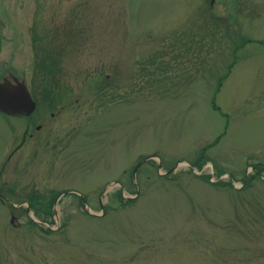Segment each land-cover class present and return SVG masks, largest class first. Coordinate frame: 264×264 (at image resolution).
<instances>
[{
	"label": "rangeland",
	"instance_id": "obj_1",
	"mask_svg": "<svg viewBox=\"0 0 264 264\" xmlns=\"http://www.w3.org/2000/svg\"><path fill=\"white\" fill-rule=\"evenodd\" d=\"M0 264H264V0H0Z\"/></svg>",
	"mask_w": 264,
	"mask_h": 264
},
{
	"label": "water",
	"instance_id": "obj_2",
	"mask_svg": "<svg viewBox=\"0 0 264 264\" xmlns=\"http://www.w3.org/2000/svg\"><path fill=\"white\" fill-rule=\"evenodd\" d=\"M25 83L12 75L0 78V112L10 117L28 118L36 110Z\"/></svg>",
	"mask_w": 264,
	"mask_h": 264
},
{
	"label": "bare ground",
	"instance_id": "obj_3",
	"mask_svg": "<svg viewBox=\"0 0 264 264\" xmlns=\"http://www.w3.org/2000/svg\"><path fill=\"white\" fill-rule=\"evenodd\" d=\"M31 96H32V98H33V100H34V102L36 103V105H37V101L34 99V96H33V94L31 93Z\"/></svg>",
	"mask_w": 264,
	"mask_h": 264
}]
</instances>
